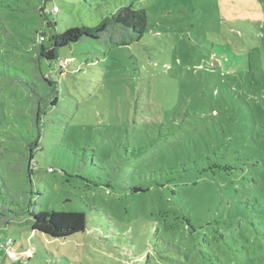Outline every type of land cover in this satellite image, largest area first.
<instances>
[{
  "label": "rangeland",
  "instance_id": "obj_1",
  "mask_svg": "<svg viewBox=\"0 0 264 264\" xmlns=\"http://www.w3.org/2000/svg\"><path fill=\"white\" fill-rule=\"evenodd\" d=\"M131 1L149 15L140 40L37 56L40 34ZM45 77L58 102L30 168ZM1 176L88 224L64 238L0 224V264H264V0H0Z\"/></svg>",
  "mask_w": 264,
  "mask_h": 264
},
{
  "label": "trees",
  "instance_id": "obj_2",
  "mask_svg": "<svg viewBox=\"0 0 264 264\" xmlns=\"http://www.w3.org/2000/svg\"><path fill=\"white\" fill-rule=\"evenodd\" d=\"M56 5L57 4L54 3L48 12L56 14L59 11H54L53 8ZM41 9L45 10L44 6ZM45 18L49 25H55V22L48 19L47 16H45ZM148 27L149 15L146 8L135 1H131L105 15L96 25H77L68 27L63 31H54L49 35V45H46L43 42L46 39L44 33L40 34V39L41 36H44V38L40 40L42 43L37 50V56H44L49 60L55 59L59 56V47L78 42L85 38L102 40L108 47L115 45H129L134 41L140 40L148 30ZM45 79L50 83L52 89L49 93L38 97L39 102L33 112V121L37 129V134L27 145L30 168L32 166L31 162L34 158V151L38 148L41 140V128L44 124V116L48 111L49 103L55 105L58 102L57 82L49 77H45ZM20 81L27 82L23 77H20ZM33 91L37 94L35 88H33ZM41 99L45 100L46 106L41 104ZM133 151L135 155L140 156L145 150L143 147H139ZM133 188L137 192L147 191L149 189V187L144 184L135 185ZM37 204L38 199L34 197L32 189L23 190L21 192H12L9 184L1 176L0 224H28L34 232H42L49 237L55 238L68 237L87 229L88 217L85 211L57 209L45 211L37 208ZM13 242L14 240L12 241V244Z\"/></svg>",
  "mask_w": 264,
  "mask_h": 264
},
{
  "label": "built area",
  "instance_id": "obj_3",
  "mask_svg": "<svg viewBox=\"0 0 264 264\" xmlns=\"http://www.w3.org/2000/svg\"><path fill=\"white\" fill-rule=\"evenodd\" d=\"M53 9H54V11H58L59 7L56 5V6H54ZM43 38H44V36H41V39H43ZM0 237H1V234H0ZM12 241H13V239L11 237H8L7 241L5 242V246H6V249H7L8 257L15 258V257H17L18 253L14 249V247H12Z\"/></svg>",
  "mask_w": 264,
  "mask_h": 264
}]
</instances>
